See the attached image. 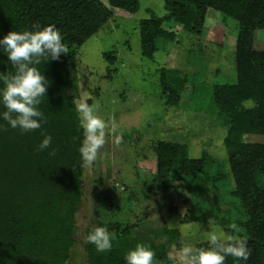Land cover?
I'll return each instance as SVG.
<instances>
[{"label":"trees","instance_id":"16d2710c","mask_svg":"<svg viewBox=\"0 0 264 264\" xmlns=\"http://www.w3.org/2000/svg\"><path fill=\"white\" fill-rule=\"evenodd\" d=\"M105 1L0 0V37L10 30L30 29L36 22L54 24L69 48L68 55L62 54L58 61L37 66L50 81L39 105L46 118L41 128L23 133L0 120L4 125L0 130V264H64L74 244L85 251L83 264H126L125 252L137 243L149 245L155 252L154 260L172 262L163 245L134 240L129 237L130 228L116 222H98L116 234L111 251L98 253L94 245L84 241L93 227L80 226L74 218L83 196L84 170L78 152L81 131L75 108L79 98L76 58L81 45L111 19V8L132 13L140 4L139 0ZM162 1V16L151 13L139 21L140 53L144 57H152L157 38L171 40L170 32L162 27L165 21L198 32L208 7L237 21L231 53L236 79L211 86L215 114L224 118L223 141L236 216L218 209L223 217H214L228 232L232 231L228 225L235 222L238 235L247 237L251 255L241 264H264V186L260 184L264 180V50L254 47L256 30L264 29V0ZM102 56L107 62L113 60L111 51H103ZM12 71L7 55L0 52V76ZM188 83L186 74L175 68L160 70L159 84L168 105H175ZM194 87L192 83V93ZM250 133L262 135V141H243L244 134ZM45 134L53 138L55 156L37 151ZM153 152V183L160 188H171L173 182L186 189L203 181L215 184L222 175L218 171L201 175L213 165L212 155L204 152L193 158L184 143L159 140ZM195 208L194 218L186 219L203 222L204 214L197 205ZM163 232L171 237L178 234L175 228ZM198 246L208 247L203 241ZM225 264H236V258L227 257Z\"/></svg>","mask_w":264,"mask_h":264},{"label":"rangeland","instance_id":"374dc122","mask_svg":"<svg viewBox=\"0 0 264 264\" xmlns=\"http://www.w3.org/2000/svg\"><path fill=\"white\" fill-rule=\"evenodd\" d=\"M139 3L132 13L111 8V19L81 45L76 58V103L90 96L89 103L99 105V115L120 125L123 139L117 145L113 137H107L93 168L84 167L83 196L74 218L85 227H95L98 222L128 226L129 237L163 245L173 257L169 264H181L177 254L183 246L197 247L201 241L208 246V233L223 227L214 217H223L218 209L236 216L223 141L224 118L215 114L211 86L236 79L231 53L237 21L211 7L206 9L198 32L165 21L162 27L170 32L171 40L157 38L152 57H144L140 53L139 21L151 13L162 16L164 8L162 0ZM254 47L264 50V29L256 30ZM103 51H111L113 60L107 62ZM165 66L186 74L189 81L175 105H168L162 96L159 75ZM262 139L253 133L242 138L245 142ZM159 140L184 143L193 158L210 153L214 163L201 175L215 171L222 175L215 184L203 181L191 189L178 182L167 189L154 185L153 146ZM260 184L264 186L263 179ZM195 205L204 214L203 222L186 219L194 218ZM165 228H175L178 234L171 237L163 232ZM84 260V249L74 244L64 264H83ZM154 264L164 263L154 260Z\"/></svg>","mask_w":264,"mask_h":264},{"label":"clouds","instance_id":"9594fccd","mask_svg":"<svg viewBox=\"0 0 264 264\" xmlns=\"http://www.w3.org/2000/svg\"><path fill=\"white\" fill-rule=\"evenodd\" d=\"M0 52L7 55L14 69L0 76V108L3 109L0 111V120L23 133L41 128L46 118L39 105L46 96L50 81L37 66L58 61L62 54L68 55L69 48L62 33L54 24L41 25L36 22L30 29L10 30L0 37ZM90 100V96H84L75 105L81 131L78 152L82 166L89 169L97 162L107 137H113L117 145L123 139L119 134L120 125L99 115V105L89 103ZM0 130H4V125L0 124ZM52 142L51 134H45L37 151H47L49 156H55ZM228 227L231 232L220 226L210 231L207 235L208 247L183 246L177 254L181 264H225L229 256L236 258V264L247 262L251 255L247 237L238 235L239 229L235 222ZM115 240L116 234L99 224L84 237L85 243L94 245L98 253L111 251ZM154 257L155 252L149 245L137 243L125 252L123 258L126 264H154Z\"/></svg>","mask_w":264,"mask_h":264}]
</instances>
